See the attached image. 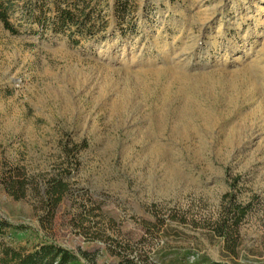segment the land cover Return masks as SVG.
Segmentation results:
<instances>
[{"label":"rangeland","instance_id":"obj_1","mask_svg":"<svg viewBox=\"0 0 264 264\" xmlns=\"http://www.w3.org/2000/svg\"><path fill=\"white\" fill-rule=\"evenodd\" d=\"M121 2L77 45L0 22V219L93 264H264V0Z\"/></svg>","mask_w":264,"mask_h":264},{"label":"trees","instance_id":"obj_2","mask_svg":"<svg viewBox=\"0 0 264 264\" xmlns=\"http://www.w3.org/2000/svg\"><path fill=\"white\" fill-rule=\"evenodd\" d=\"M16 0H0V22L3 28L12 35L19 30L10 22V16ZM18 1V0H17ZM22 3V19L30 25H36L41 33H52L66 36L77 45L80 39H96L105 33L107 22L103 15V5L109 0H19ZM125 5L115 0L113 13L119 16L124 13ZM120 19V18H119ZM3 178L7 189L14 186L12 178ZM63 185L54 182L45 193L47 198L56 196L51 209L61 201ZM244 210V209H243ZM241 211L240 218L245 210ZM239 218V220H240ZM238 220V221H239ZM28 228L15 226L0 219V264H93L86 253L75 254L51 242H29L16 244L14 235L24 233ZM117 264H134L130 260L119 261Z\"/></svg>","mask_w":264,"mask_h":264}]
</instances>
